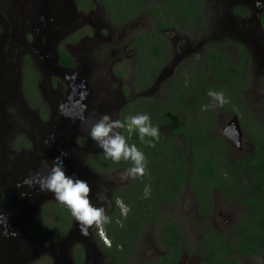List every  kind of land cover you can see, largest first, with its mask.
Wrapping results in <instances>:
<instances>
[{"label": "trees", "instance_id": "trees-1", "mask_svg": "<svg viewBox=\"0 0 264 264\" xmlns=\"http://www.w3.org/2000/svg\"><path fill=\"white\" fill-rule=\"evenodd\" d=\"M75 1L77 9H81L80 4L84 5L87 0ZM161 1L162 7L166 8L162 10L165 20L157 15V8H151L152 17L158 18L155 22L158 29L173 27L178 30L182 25L184 30H195L201 25L195 20L200 0ZM100 2L110 21L118 25L128 24L137 14L148 11L139 0ZM261 23L264 29V22ZM161 39L149 32L134 38L130 46L139 56L135 86L141 90L157 78L161 62L166 63ZM210 48L199 63L187 62L175 67L165 99L139 97L119 113L118 120L122 122L129 116L148 114L152 125L160 129V139L153 140L155 147H149L141 143L138 133L121 130L128 143L135 144L144 153L148 174L143 180L132 179L129 188L115 192L114 199L122 201L131 211L124 217L119 208L120 215L111 217V223L105 226L110 247L98 239L103 253L112 258V264H134L131 255L148 222L159 225L158 242L164 250L160 257L142 264H179L183 252L197 255L199 264H242L239 256L255 259L264 250V117L252 119L239 96L247 84L245 73L251 66L250 55L239 46L231 62L218 47ZM57 55L60 67L73 66L72 57L64 49H59ZM26 79L27 75H24V97L32 109L46 115L47 109L42 108L33 82L28 83ZM258 82L264 90V77ZM209 89L223 92L230 99V103L217 109L240 115L241 127L253 144L251 155L230 159L226 142L212 133V108L201 110L203 105L213 103L207 95ZM259 110L264 116V105ZM165 130L166 137L162 134ZM89 164L94 171L106 169L107 172L127 170L132 166L125 161L113 163L105 158L103 151L96 153ZM146 185L151 187L148 198H144ZM183 189L192 193L197 215L202 221V238L197 247H188L180 223L172 212L169 216L173 219L159 222L160 212L176 206ZM215 190L242 210L227 232H219L211 226L212 192ZM68 221L67 209L51 203L42 213L37 211L32 216L28 235L35 244L48 245L65 233Z\"/></svg>", "mask_w": 264, "mask_h": 264}, {"label": "rangeland", "instance_id": "rangeland-1", "mask_svg": "<svg viewBox=\"0 0 264 264\" xmlns=\"http://www.w3.org/2000/svg\"><path fill=\"white\" fill-rule=\"evenodd\" d=\"M92 1V10L83 7L81 12H77L74 10L73 0H65V6H58L57 0H0V175L5 176L15 167L16 160L12 159L13 155L11 156L10 152L14 150L13 143L17 137L25 138L27 134L31 140L38 143L40 135H43L48 127L55 129L56 123L62 125L61 104L65 103L71 91L63 77H69L76 86L74 101L80 109L79 118L68 123L72 130H76V139L72 146L99 150L100 148L89 137L88 129L101 115L109 114L116 120L120 105L136 96L165 99L168 84L158 79L163 69H167L168 74L172 71L173 75L175 67L181 64L199 63L204 53L211 49L206 46L203 52H200L204 45L212 44V47L220 49L223 45L228 46L229 43L237 41L230 36V19L226 18L216 23L218 29H221L222 36L205 39V44H200L199 36L192 35L184 39L179 34H168L167 38L161 39L166 63L161 62L162 66L157 78L150 86L141 90L135 86L139 56L137 50L130 46L135 36L145 34L148 29L153 32L154 23L150 20V26L147 28V17L144 15L134 18L125 25L112 23L108 19L107 12L101 8L100 1ZM206 27L208 30V26ZM222 29L228 30L222 31ZM256 45L254 42L253 48L249 49L254 62L245 73L247 84L240 91L239 96L248 115L252 116V119L260 120L264 117L259 110L264 105V90L258 81L264 77V50L261 47L258 49ZM59 49H64L74 59V66L68 71L62 72L54 68L55 54ZM222 51L227 60L234 61L236 53H231L227 48ZM24 75H27L26 82H33L39 100L41 98L42 103L52 109V115L43 125L45 128L38 127L35 113L38 109H32L21 95ZM8 79L9 82H5ZM58 85H65L66 89V96L61 100L57 95ZM211 110L214 118L212 132L218 136L222 135L223 128L232 116L240 117L239 114L228 115L217 108ZM246 127L249 129L248 124ZM162 134L168 136L167 130L162 131ZM245 140L241 146L242 152L235 145L231 147L230 159L241 154H249L251 141L247 134ZM176 143L179 144L177 139ZM29 153L33 159L32 149ZM71 153L73 158L82 159L81 156H74V152L70 151ZM82 153L85 158L91 151ZM114 172L115 170L94 173L102 180L96 187L100 189L101 195L112 196V192L122 186L120 184L126 176L125 173ZM212 193L211 226L219 232H227L228 228L239 219L241 210L237 205L226 201L220 191L215 190ZM3 201L6 205H11L12 202L9 198ZM99 202L101 204V201ZM99 202L96 203L97 206ZM169 212H172L180 223L188 247H197L202 238L200 227L202 221L197 215L192 193L183 189L177 205L160 212V223L164 219H173L169 216ZM159 233V225L154 222H149L143 228L133 249L135 251L131 255L134 264L155 260L163 254L164 249L158 242ZM97 236L104 246H108L107 235L103 234L107 238V244L100 238L99 232ZM33 254L36 253H31L29 256ZM45 257L49 260L47 256ZM97 260L98 264H111L108 257H99ZM240 260L242 264H264V252L259 258L249 260L240 257ZM22 261L19 264H26ZM199 262L197 255L184 252L179 264H199Z\"/></svg>", "mask_w": 264, "mask_h": 264}, {"label": "flooded vegetation", "instance_id": "flooded-vegetation-1", "mask_svg": "<svg viewBox=\"0 0 264 264\" xmlns=\"http://www.w3.org/2000/svg\"><path fill=\"white\" fill-rule=\"evenodd\" d=\"M100 1V0H99ZM144 7L148 8L147 12H142L137 14L134 18L144 15L147 17L146 27L150 26V20L153 22L154 20V34L157 38L165 39L168 34H179L184 39H188V37L194 35L199 36L200 44H205V39H210L212 36H222L221 29H218L216 23H220V21L224 18L230 19V36L235 38L237 41L229 43L228 46H221V51L227 48L231 53L235 54L238 52V47L244 48L247 52H250L249 49L252 47L254 42H256V46L261 47L264 50V29L262 26V21L264 22V0H200L198 5V17L196 16L195 20L199 24H201L195 30H184L179 27L178 30H175L173 27L158 29L155 22L158 20L157 17H152L151 8L158 9V16L162 17V20H165L164 14H162V10L166 9L163 6L161 0H139ZM211 2V4H209ZM58 6H65V0H57ZM93 1L87 0L84 5L80 4L81 9H77V2L73 0L74 10L77 12H81L83 7H88L90 10L93 8ZM101 8L102 4L100 2ZM178 11L177 9H175ZM171 12V10H170ZM197 12V11H196ZM108 16V13H107ZM134 18L132 20H134ZM110 21V18L108 16ZM130 20L129 22H131ZM182 20V19H181ZM183 21V20H182ZM192 25V23H189ZM216 25V26H215ZM206 26H208V30H206ZM191 27V26H190ZM217 27V29H216ZM192 28V27H191ZM229 29V27H228ZM228 29H222V31H226ZM187 31V32H186ZM151 32L149 29L146 30V33ZM145 33V34H146ZM142 35V34H141ZM163 35V36H162ZM140 36V35H138ZM138 36H135L138 37ZM26 38L24 37V40ZM30 37L27 38L29 40ZM132 44V43H131ZM212 47V44L204 45L201 48L200 52H203V49L206 47ZM134 49V48H133ZM26 50V49H25ZM223 53V51H222ZM17 54V53H15ZM250 59L252 58V54L250 53ZM73 59V58H72ZM254 62L253 58L251 61ZM74 66V59H73ZM73 66L68 68H62L54 63V68L58 71H68ZM167 69H163L159 75V80L166 81L169 83L170 78L172 77V71L169 74L166 71ZM65 83L68 87L71 88L66 101L64 104H61L60 114L62 117V121L66 122V124L71 123V121H75L79 117V111L77 108V102L74 101L76 95V86L69 79V77H63ZM5 82H9V79ZM64 84V82H63ZM59 91H57V95L60 100L66 96L65 85H58ZM123 93V92H122ZM23 96V100L27 102L26 98L23 95V90L21 92ZM124 95V94H123ZM122 95V97H123ZM140 96L133 97L132 99L125 100L123 104L120 105L118 109L117 119L119 117V113L124 108L125 105L129 104L136 98ZM124 98V97H123ZM147 98V97H146ZM151 99V98H150ZM158 100L157 98H154ZM23 100L21 101L23 103ZM40 103L43 108L46 105L47 114L42 115L41 111L36 110L35 113L37 115L36 121L38 123L39 128H45L43 126L46 122V119L52 115V109L50 110L47 104L42 103V99L40 98ZM28 104V102H27ZM30 106V105H29ZM25 107V106H24ZM27 108V107H26ZM29 109V107L27 108ZM227 113V112H226ZM73 114V115H71ZM75 115H77L75 117ZM112 115V114H111ZM230 115V114H228ZM237 122L239 129L242 134V138L240 143L237 145L233 141L229 140L228 137L231 136V131H227V135L223 134V131L227 128L228 124L231 122ZM63 124V123H62ZM59 125L56 123V128L49 129L42 135H40V140L38 143H35L31 140L27 134L24 137H17L15 142L13 143V151L10 152L12 159L16 160L15 167L12 168L9 172L6 173L5 176L0 175V256H8L6 262L9 264H13L12 260L16 262L26 263V264H98V258H109L111 260V264L113 263L112 258L103 253L100 248V244L98 242V236L96 230L90 229L89 236H82L76 226V223L67 210L69 215L68 225L66 226V231L64 234H60L57 240L48 244V245H37L33 241H31L27 227L29 221L32 216L40 211L41 213L46 210V207L51 203L59 204L55 199L52 193L50 192H40L38 186L29 188L27 185H23L22 187H17L18 184H22L26 179L32 180L35 183L36 174L39 173L41 175L47 174L52 162L56 161L57 157L63 161V168L68 176H75L79 179L87 181V183L92 188V203L97 206L95 201L96 194L99 193L100 189H96L102 182L99 176L94 173H103L105 170H97L94 171L91 165L89 164L90 160L93 156L103 151L102 149L97 150H87L86 148L80 149L77 146H72L76 139L75 131L70 129L68 126ZM58 127V131H57ZM121 131V130H120ZM213 133V132H212ZM5 134V132L3 133ZM2 134V135H3ZM214 134V133H213ZM24 136V133L22 134ZM217 137L222 138L228 147L229 153H231V147L234 145L241 151L242 143L245 140V132L243 131L241 124L239 122V118L237 116H232L231 120L226 124V126L222 130V135ZM3 138V136H2ZM21 138V139H19ZM1 139V138H0ZM250 140V138H249ZM52 144L54 147H52ZM72 146V147H71ZM83 148V147H82ZM32 149V153L34 158L32 159L29 151ZM249 154L251 155L253 150V144L250 143V148H248ZM74 152V156H81L82 159L73 158L72 153ZM89 152L85 158H83L82 152ZM18 152V153H17ZM68 153L67 156H61V153ZM242 152V151H241ZM232 154V153H231ZM247 156L246 154H241L236 157ZM99 164H103L102 161L98 160ZM125 173L127 176V170L117 169L114 173ZM125 176V177H126ZM123 179V178H122ZM132 179L124 178L121 181L122 186L112 192V196H108L107 199L103 202H99L97 207L103 206L106 210V213L110 217H117L120 215L119 207L116 204V201L119 199H114L115 192L120 189L129 188ZM97 184V186H96ZM105 186V185H104ZM26 193V195L22 198L21 193ZM11 199V205L4 204L3 199ZM53 201V202H51ZM109 204V205H107ZM61 205V204H60ZM64 207V206H63ZM241 210V209H240ZM242 213V210H241ZM56 219V218H55ZM151 223V222H150ZM149 224L146 223L144 228ZM58 226V225H57ZM143 230V229H142ZM16 232L17 235L13 236L12 233ZM10 233V235H9ZM105 234V233H104ZM6 236V237H4ZM11 236V237H10ZM5 238H8L6 240ZM109 239V238H108ZM109 244L106 247H110ZM264 250L257 257L259 258ZM31 253H36L29 256ZM38 253V254H37ZM184 253V252H183ZM182 253V254H183ZM15 256V257H13ZM29 256V257H28ZM47 256L49 260L45 257ZM243 257L249 260H253L244 256ZM28 260L25 261V259ZM256 259V258H255ZM6 264L5 262H0V264Z\"/></svg>", "mask_w": 264, "mask_h": 264}, {"label": "clouds", "instance_id": "clouds-1", "mask_svg": "<svg viewBox=\"0 0 264 264\" xmlns=\"http://www.w3.org/2000/svg\"><path fill=\"white\" fill-rule=\"evenodd\" d=\"M207 95L213 103L203 105L202 111H208L211 108H223L230 103V99L223 92L209 89ZM122 129H126L129 133H138L141 143H145L149 147H155L153 140L158 141L160 139V129L152 125L148 114L129 116L123 122L112 119L109 114H103L88 129L89 137L97 147L103 150L106 159H110L113 163H120L121 161L131 163L132 166L127 169L126 179L143 180V177L148 174L147 159L135 144L128 143L127 138L120 131ZM67 155L66 152L61 153V156ZM23 185H27L30 189L38 186L40 192L52 193L54 199L69 211L82 236H89V230L93 229L99 232L100 238L106 244L108 243L103 234L105 233V226L111 223V217L106 213L103 206L93 205L92 188L87 181L66 174L60 157L52 162L47 174H36L35 183L26 179L17 187ZM150 193L151 187L146 185L144 198H148ZM20 195L23 198L26 193L22 192ZM96 198L101 202L107 199L105 195L100 193L96 194ZM116 204L124 217L131 211L120 200H117ZM12 235L16 236L17 233L13 232Z\"/></svg>", "mask_w": 264, "mask_h": 264}, {"label": "water", "instance_id": "water-1", "mask_svg": "<svg viewBox=\"0 0 264 264\" xmlns=\"http://www.w3.org/2000/svg\"><path fill=\"white\" fill-rule=\"evenodd\" d=\"M58 55H57V53L55 54V62L54 63H56L57 64V62H58ZM77 108H78V111H79V113H80V109H79V107H78V105H77ZM71 115H73V114H71ZM74 116V115H73ZM77 115H75V117H76ZM79 118V117H78ZM64 125H66V126H68V124H66V122H63V124H62V126L61 127H63ZM70 129H72V127H70V126H68ZM57 131H58V127H57ZM227 131H231V136H229L228 137V139L229 140H231V141H233L235 144H239L240 143V141H241V138H242V134H241V131H240V129H239V126H238V124H237V122H231V123H229L228 124V126H227V128L223 131V134L224 135H227L228 133H227ZM229 135V134H228ZM227 135V136H228ZM52 147H54V145L52 144ZM9 235H10V233H9ZM4 237H6V236H4ZM11 237V236H10ZM6 240H8V238H5ZM13 257H15V256H13ZM8 258V256H3V255H1L0 256V262H5L6 264H9L8 262H6V259ZM13 261V264H19L18 262H16L15 260H12ZM1 264H3V263H1Z\"/></svg>", "mask_w": 264, "mask_h": 264}]
</instances>
